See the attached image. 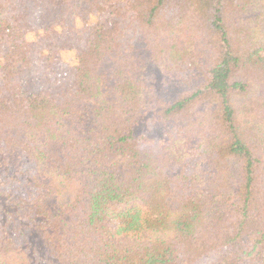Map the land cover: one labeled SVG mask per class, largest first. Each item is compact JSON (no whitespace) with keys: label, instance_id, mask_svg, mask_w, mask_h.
I'll list each match as a JSON object with an SVG mask.
<instances>
[{"label":"trees","instance_id":"1","mask_svg":"<svg viewBox=\"0 0 264 264\" xmlns=\"http://www.w3.org/2000/svg\"><path fill=\"white\" fill-rule=\"evenodd\" d=\"M0 264H264V0H0Z\"/></svg>","mask_w":264,"mask_h":264}]
</instances>
